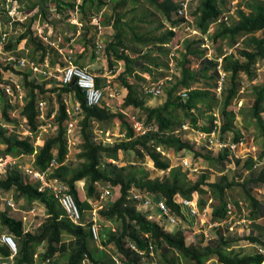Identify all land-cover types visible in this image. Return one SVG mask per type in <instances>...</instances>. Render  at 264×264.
<instances>
[{
  "label": "trees",
  "instance_id": "trees-1",
  "mask_svg": "<svg viewBox=\"0 0 264 264\" xmlns=\"http://www.w3.org/2000/svg\"><path fill=\"white\" fill-rule=\"evenodd\" d=\"M6 1V0H5ZM17 5L19 0H13ZM39 0L38 7L46 15V8L50 5L56 7V13H65L68 10L78 9L83 19L101 13L109 4V0ZM113 16L108 19V25L116 29L113 39L106 45L105 53L117 60H123L126 63L125 75L133 73L134 61L121 52V49H127L124 34L122 32V20L124 15L122 10L129 3H136L138 0H113ZM150 7L159 12L162 17L170 23L171 29L162 36H142L133 31V38L144 46L151 45L157 51H163L166 47L172 48L179 44V34L182 25L186 23L184 17L178 16L182 0H143ZM226 0H195L190 5L188 16L193 22V26L202 36H206L212 25H216V31L211 34L209 41L211 47L215 44H226L229 50L239 49L241 38L252 36L247 41L237 56L235 53L228 54L215 51L212 53L214 59L206 60L204 68L197 71L196 75L190 68L191 57L196 59L208 57L209 49L204 48V38L188 40L185 45V54L182 56V63L177 67L179 71L170 82L164 103L156 108L145 106L143 92H140L133 84L124 81L128 90L123 107H133L140 109L145 115L139 120L143 121L147 127H152L143 136H137L134 129L126 121L121 113H112L103 103L101 106L88 107L86 96L82 90L72 82L63 85L60 89H46L40 82H35L31 73H21L23 82L21 83L23 91L26 93L24 106L21 107V124L25 120L21 137L10 134L1 123L4 120L7 123L16 122L10 115V105L6 99L0 101V144L6 148L0 151V160L5 161L9 158H18L21 156H32L35 153V147L32 138L23 136V131H28L33 137H36L41 126L44 125L40 119L41 111L39 105L43 96L52 98L57 93L58 111L52 122L50 113L46 118L50 120L55 132L44 141H39V149L35 154L34 171L45 174L47 180H57L64 184L67 192L73 196L78 207L81 210V225L74 224L66 215L64 209L60 206L57 199L48 190H40V183L25 182L20 172L9 171L5 179H0V199H4V205L13 208L7 204L11 201L14 206L16 203L12 198H8L10 191L15 190L17 199H24L29 206L34 203L40 204L47 213L46 220L34 232H26L24 221L10 216L8 211L1 208L0 205V230H5L7 235L11 236L17 245V254L12 258L13 253L6 245L0 243V264L7 261L8 264H36L35 256L40 258V264H59L56 261V255L60 251L64 237L70 236L78 242L77 249L67 257L64 264H179V260L192 264H205L209 260L216 258L220 264H263L264 253L256 251L254 254L236 255L228 252L230 243L224 242L212 250H205L200 247L202 241H189V236L184 230L175 232L165 230V227L159 222L149 219L150 215L142 213V202L130 199V192L135 189L142 194H149L155 202L164 201L171 213L177 220L185 221L188 217L186 209L181 204L182 199H192L194 194H211L213 198L212 217L215 222L222 221L228 216L229 196L228 191L236 184L228 182L226 178L214 183H207V177L201 176L196 182H190L187 176L182 173L181 162L179 166L173 167L168 156L162 155L157 149L160 148L166 154L172 151L181 161L184 158H202L211 165L224 167L226 162L231 160V152L228 148L220 152H208L202 154L177 132L183 125H189L192 128L202 132H211L213 129V116L207 119L195 117V112L200 108L206 107L213 111L217 108L220 111L222 120V132L224 135L233 134L232 140L235 143L242 141L234 127L236 113L232 106L239 97L242 78L246 77L248 81H254L257 78L256 65L264 60V0H254L248 3V11L238 10L237 17L234 18L231 25L224 22L223 8ZM16 3V4H15ZM5 4V3H4ZM4 6V5H3ZM2 9L5 10L4 7ZM173 14L176 19L173 18ZM16 18L21 17V11H17ZM32 19H35L33 16ZM219 21L220 24H217ZM188 25H190L188 23ZM173 29L179 30L178 32ZM261 34L260 36H256ZM32 36L31 44L34 45L33 56L35 60L39 55V64L44 61V46L35 40L33 33L28 28L18 42ZM91 44V43H90ZM18 46V45H17ZM16 46H14L15 48ZM104 48V47H103ZM180 48V47H179ZM7 50L13 49V44H8ZM219 49V48H218ZM166 50V49H165ZM42 52L40 54L37 53ZM180 51V50H179ZM177 50V55H179ZM222 51V50H220ZM141 52V51H140ZM224 56L222 72L225 75V82L220 96L216 94V88L221 78L218 70L217 57ZM148 58V57H144ZM110 66L111 61H109ZM177 66V65H176ZM2 66L0 65V68ZM6 67L5 70H8ZM12 69V68H11ZM211 70V80L215 82L214 86L207 83L199 88L193 85L205 78V73ZM177 76V77H176ZM176 77V81H175ZM200 78V79H199ZM97 86L99 83L96 82ZM194 88V89H192ZM192 89V90H190ZM142 91V90H141ZM184 91L188 96L183 98ZM66 94V95H65ZM68 94H74L82 108V120L79 123L80 131L78 135L81 153L79 157L83 160L82 167L75 171L70 178L65 177L68 172V137L67 122L69 119L67 107L64 99ZM68 97V96H67ZM184 112L186 117H190V123L180 115ZM249 116L255 120L264 139V84L256 87L254 90V101L248 111ZM119 118L121 127L124 131L125 139L114 146H106L95 139L92 122L104 123ZM4 123V122H3ZM45 124V125H46ZM157 127V129H155ZM155 129V130H154ZM79 130V129H78ZM53 131V130H51ZM133 150L140 157L149 156L158 171L169 172L162 179L137 178L135 173L125 167H117L109 164L112 172L104 171L102 160L105 158L111 161L119 160L120 151ZM264 160L263 151L257 160L248 158L245 160L244 170L252 169L257 162ZM52 171L51 173H49ZM264 180V171L258 179ZM256 180L255 182H258ZM253 182V180H252ZM84 183V188H81ZM101 184H109L115 195L113 203L98 211V219L101 228L110 223L111 228L107 239L99 240L100 250H95L92 243L98 241L93 232V222L91 221L92 204L100 200L102 190ZM245 187V184L243 185ZM115 191V192H114ZM6 197V198H4ZM248 202L252 204V209L257 210L259 203L249 194H246ZM21 211V210H20ZM246 240L252 244H257L264 249V241L257 237H248ZM189 242V243H188ZM46 244L45 251L39 256L36 251L39 246ZM134 246V249H133ZM97 249V248H96ZM153 253V255H151ZM155 254L160 255V262L156 260ZM56 260V261H55Z\"/></svg>",
  "mask_w": 264,
  "mask_h": 264
},
{
  "label": "crops",
  "instance_id": "crops-1",
  "mask_svg": "<svg viewBox=\"0 0 264 264\" xmlns=\"http://www.w3.org/2000/svg\"><path fill=\"white\" fill-rule=\"evenodd\" d=\"M19 1V6L21 7V9H19V11H21V21H15L11 24L9 17L5 15L2 17L1 11L5 0H0V22L2 23V29L9 33L8 44H13V49L9 50V52L19 59L33 61L30 58L33 56V49L35 48L30 42L32 36L28 35L26 39L18 42L21 35H23L28 28L31 29L35 40L40 42L45 48L43 63L39 64V62L36 63L33 61L38 66L40 71L33 72L30 67H27L22 70V72L31 73V79L35 82H40L46 89H60L63 86L61 83L62 70L67 66V62L70 61L74 65L87 69L96 77V82H98L100 86L99 88L103 89L105 92L103 103L110 110V112L121 113L129 125H132L129 117L132 118L134 116L138 120L140 117L144 118L143 115L145 114L140 109L123 107L125 98L128 95V90L124 85V81L133 84L134 87L140 92H143L142 94L144 95L145 87L158 84L159 81H165V79L170 75V56L167 57V59L162 58V56L156 57V49L153 48V50H146L136 57H130L134 61L133 73L131 75H125V61L117 60L114 57L108 56L105 52H101L104 48H102L100 52L97 51L98 43H101L102 45L105 43L104 40H101L100 35L107 33V30L110 29L111 26L108 25V19L104 17V10L97 15L87 17V21H85L83 16L79 11L77 12L76 9L65 11L63 14L56 13V7L51 4L50 7H45L46 15H44L38 7L39 0L34 2L30 0ZM77 3L81 4L82 0H78ZM33 16H35V19H32ZM14 46L16 47L14 48ZM147 52L152 53V56L154 57H150L152 58L150 60L144 58ZM37 53L40 54L42 52L37 51ZM154 58H156V60H162V63L163 60L166 59L165 62L168 64V68L164 67L162 64L154 66L152 62L155 60ZM36 59L39 60V55H37ZM208 59L210 58L200 57L195 59L194 62L198 64L197 71L204 68V64ZM109 61H111L112 66H110ZM176 71H179V69L176 68ZM19 72L21 73V71ZM8 75L18 80L20 84L23 82L22 76L14 70ZM56 96L57 93L52 95L55 106L50 114L51 120L58 111ZM67 96L71 107L75 106V102L78 101L75 100L74 94H68ZM148 98H150V101L146 102L143 97L145 106L156 108L153 107L154 103L156 104L155 101L159 100V104H163L166 99V95L161 98H154L148 95ZM41 103H45V110L47 111L48 103ZM43 115L44 118H46L45 112H43ZM92 127L94 128L95 139L97 141L98 133L110 134L111 132L117 130L119 131L121 121L119 118L106 121L104 123L94 120L92 122ZM78 129L80 131V127ZM184 134L190 138L193 136V141L188 139V137L187 140L191 141V144H193L196 148H204V141L202 139L197 140V135L192 130L185 132ZM77 136L79 138L78 132L76 134V137ZM121 136H124V132L121 133ZM76 137L74 143H69V146L75 144V141L77 140ZM227 137L230 136L228 135ZM246 144L247 143L245 141V145ZM245 145L237 152V156L234 157L231 152V160H229V162L227 161L224 167L210 165V170L215 173V176L219 178L218 180L215 179V176H206L207 183H214L222 178H226L228 182L236 184L228 191L229 211L227 218L222 221L215 222L212 217L213 198H211V194H205L206 196L204 198L200 194H194L195 200H198L199 210L201 212L207 210V215L205 217L202 215L198 217H191L188 215L185 221L188 223L187 227L181 225L182 227L178 228L179 230H184V232L187 228L188 230L194 228L195 231L193 234H190L193 236L189 237V241L193 242L194 239L196 241V237H194V235L196 233L200 234L202 238L201 240H205V243H201L200 247L205 250H212L218 247L220 243L227 242L230 243L227 249L228 252L239 250L240 253V251H245L243 255L254 254L256 251L264 253V249L259 245L252 244L250 241L246 240L248 237H257L264 241V180H258L264 171V160L257 162L252 169L244 170L245 160L250 157L257 160L262 154L263 148L258 149L256 148L258 146H256L254 147V152H252L250 149H247V146ZM5 148L6 147L4 145L0 144V151L4 152ZM204 151L208 153V150L205 148ZM169 154H173L175 157L172 151H169L166 154L168 158ZM198 159L202 160V158ZM7 161H9V159L5 160L6 163ZM177 166H179V164H176L173 167ZM231 172L233 173V177L228 175V173ZM256 180H258V182H255ZM244 184L245 187H243ZM81 188H84V183H81ZM246 194H249L259 203L257 210L253 211V205L248 202L245 197ZM34 205H39L41 207L40 210L45 211L40 204L34 203ZM36 211L37 209L34 206H29L28 204L24 205L23 210H21V213L24 214L22 217L24 224L32 219L31 216L33 217V214L36 213ZM47 217L48 216H46V218ZM153 220L155 219L153 218ZM42 223H40L35 229H37ZM177 226L178 225H176V227ZM35 229H33L32 232H34ZM165 230H167V228H165ZM77 246L78 242L74 238L63 240L60 245V251L55 258H64V261L66 262L67 257L77 249ZM234 252L237 253L238 251Z\"/></svg>",
  "mask_w": 264,
  "mask_h": 264
},
{
  "label": "rangeland",
  "instance_id": "rangeland-1",
  "mask_svg": "<svg viewBox=\"0 0 264 264\" xmlns=\"http://www.w3.org/2000/svg\"><path fill=\"white\" fill-rule=\"evenodd\" d=\"M32 2L36 1V0H30ZM198 1V0H197ZM254 0H226L225 5L223 6L224 9H226V11L224 12V16L225 18V24L226 25H231V23L233 22L234 18L237 17V13L238 10H245L248 11V3L252 2ZM115 5V2L113 0H109V4L108 6L104 9V17H106L107 19H109L110 17L113 16V7ZM122 14L124 15V19L122 20V32L124 34V39L126 41V44L129 46L127 49H121V52L124 54V56L127 57H136L139 54H141L142 52L146 51V50H153V48L151 47V45L149 46H144L140 43H138L134 38H133V31H135L137 34L142 35V36H152V37H158V36H162L163 34H165L168 31V27H170V23L167 22L162 15L157 12L154 8L150 7L147 3H145L143 0H138L136 3H129L123 10H122ZM173 18L176 19V16L173 14ZM216 29V27L213 28V31ZM216 31V30H215ZM116 33V29L113 26H110V29L107 30V33L101 34V40H104V49L101 52H105L106 49V45L113 39L114 35ZM177 34H179V55L176 54L175 58H174V62L173 64L175 65V68L179 67V65L182 63L183 60V55L185 54V45L186 42H188V40H192V39H197L199 36H189V32L187 31H183L181 30L180 32H178ZM261 34H257L256 36H260ZM211 34L208 35L207 37L210 38ZM252 38V36H247V37H243L241 38V45H239V49H234V50H229L226 46V44H215L212 49L211 52L213 53L215 51L216 54L219 53H224V54H228L230 52L235 53L237 56L239 55V51L241 50V48L243 47V45L249 41ZM175 46H177L175 44ZM174 47V46H173ZM170 48V47H166L163 51H156L157 55H155L156 57L162 56V58H166L169 57V55L171 54L172 50L174 48ZM219 48V49H218ZM222 50V51H220ZM141 51V52H140ZM214 54V53H213ZM212 54V55H213ZM146 57H148L147 59H152L150 57H154L152 56V53L147 52ZM38 59V58H37ZM35 59L33 61H35L36 63H38V60ZM155 60L152 61L154 66H159V65H164V67L168 68V64L165 62V60H156V58H154ZM195 59L191 57L190 59V68L191 71H193L196 75L197 73V63L194 62ZM1 65V64H0ZM177 65V66H176ZM4 69L6 67H4V65H1ZM14 71H17L16 69L12 68ZM200 69V68H199ZM256 75L257 78L254 81H248V79L246 77L242 78V84H241V90L239 93V97L238 99H236L233 103L232 109L233 111H235L236 113V119L234 122V127H235V131L242 136V138H244V140L246 141V145L247 149H250L252 152H254L256 146V148H263V144H264V139L261 137L260 135V131L257 127V124L255 122L254 119H252L249 116V109L252 107L253 105V101H254V90L256 87H260L261 85L264 84V60L259 61V63L256 65ZM19 73V71H18ZM205 78H203V76H201V80L198 83H195L193 85L194 88H199L202 85H204L205 83L214 86L215 82L211 80V70L207 71L205 74ZM177 77V76H176ZM176 77H175V81H176ZM199 78V79H200ZM173 82V81H170ZM166 85L164 92H167V88H169V84ZM143 97L145 98L146 102L150 101V98H148V95L144 94ZM43 100H46V102L48 103V110L44 111L45 114L50 113L53 111L55 104L53 103V98H49L47 95H44ZM155 100V99H153ZM156 104L154 103L153 107H159L162 104H159V100L155 101ZM217 109V108H216ZM213 109L209 110L206 107H202L200 108V111H196L195 112V117H198L200 119V123L201 119H207L210 115H212ZM180 115L183 118H187L186 122L190 123V117H186L184 112H180ZM264 117V114H263ZM46 121H43L44 124H46V122L50 123V120L45 118ZM53 120V118H52ZM51 120V122H52ZM5 123V124H9L5 122L4 120H1V123ZM19 131H21V127L19 129ZM55 132V128L53 131H49L48 133L44 130H40L39 134L34 137L32 139L34 146L36 145L35 142H39V141H44L46 140L48 137L52 136L53 133ZM124 132L122 130V127H120V130L118 131H114L111 132L110 134H99L97 136V142L102 143L103 145L106 146H114L118 143H120L121 141H123L125 139V135L121 136V133ZM18 134L20 135L21 133L18 132ZM16 134V136L18 135ZM179 134L184 136L183 132H180ZM18 135V136H19ZM230 136V138L233 137V134L230 133L228 134ZM227 135V136H228ZM192 136V135H191ZM191 139V141L194 140L193 136L190 138L189 136H186L185 139L187 140ZM76 141L75 144L73 145H68V160H67V165H68V172L66 173L67 178H70L73 173L75 171H77L78 169H80L82 167L83 164V160L79 157V154L81 153L80 150V144H77L80 142V139H78V136L76 137ZM189 141V140H188ZM191 141H189L190 143H192ZM39 149V146H37V150ZM198 151H200L202 154L206 153V151H204V148H196ZM169 159L172 165H178L181 161H179V159H177V157L173 156V154H169ZM34 162H35V156H21L18 158H9V161H7V163L5 161H0V179H5L7 176V173L9 171H17L20 172L23 176V179L25 182H32V183H40L41 187H45V183L41 182L40 180H37L36 178H34V175H31L30 173H28V170H34ZM115 163V164H112ZM188 163L189 166H181V170L182 173L185 174L187 176L188 181L190 182H196L201 176H215V173H213L210 168H211V164L208 163L206 160L202 159H198V158H190L188 159ZM112 164V165H116L117 167L121 168V167H125L128 168L129 171H132L133 173H135L137 178H150V179H156V178H160L162 179L163 177L167 176L169 174V172H161L158 171L155 166L154 163L152 162V160L150 159L149 156H145V157H140L138 156L135 151L133 150H129V151H120L119 152V160L116 162L111 161V160H107V159H103L102 160V166L101 168L104 171H107L109 173L112 172V168L109 167L108 165ZM52 171H50L49 173H51ZM228 175H231L233 177V173H228ZM215 179H219L215 176ZM48 181H53V183H55V180H48ZM59 182V181H58ZM81 185V184H80ZM109 184H101L99 187L101 188V190L103 191L102 193H104V191L108 188ZM50 191V190H49ZM115 192V191H114ZM117 193V190H116ZM116 193H113L109 196V197H104L102 200H98L96 202H92V207H97L98 209H100V205H101V209H104L105 207H107L108 204H111L114 202L115 200V195ZM10 195L8 196V198H12L14 200V202L16 203V206H14L13 208H8L4 205V199H0V205L1 208H5L10 216H13L15 218L21 219L23 217V213H21L20 210H23L24 205L27 204L25 200L23 199H17V193L15 190L10 191L9 193ZM206 195H202V197L204 198ZM6 198V197H4ZM152 201H154V199L152 198ZM155 202V201H154ZM34 207L37 209L36 213H34L33 217L31 216L30 221L25 223V230L26 232H32L33 229H35L40 223H42L43 221L46 220V216L47 213L46 211L40 210L41 207L38 205H34ZM151 213L152 217L155 218L154 221L159 220L160 224L163 225L165 228H167V231L169 232H175L177 230H179V227H182L181 225L187 227L188 223H186L185 221L182 220V222L180 221L179 225L176 227V225H171L169 223H166L165 220H163L164 218H160L159 215L160 213L157 211V209L154 206H149L148 209H143L142 213ZM186 224V225H185ZM111 228V224L108 223L106 224L102 229H100L99 231V240H100V236H101V240H105L107 239V235L108 232L110 231ZM194 228L191 230L185 229V233H187V235L193 234L194 232ZM98 233V231H97ZM7 235V232L5 230H0V236L1 235ZM194 237H196V241H202L201 243H205V240H201V235L200 234H195ZM72 237L70 236H66L64 237L65 239H70ZM199 239V240H198ZM205 239V238H204ZM99 240L98 243H92V247L95 250H98L100 248L99 246ZM203 243V244H204ZM45 247L46 244H42L41 246L38 247L36 254L39 256L40 254H42L45 251ZM97 248V249H96ZM101 249V248H100ZM99 249V250H100ZM245 250V249H243ZM234 251H238L237 253H235ZM231 253L232 254H236V255H243L245 251H240L239 250H234ZM156 260H158L159 263H161L160 260V255L159 254H155ZM35 261L36 264H40V258L35 256ZM57 260V261H56ZM55 261L59 264H64V258L63 259H56ZM117 264H119L116 261ZM43 264V263H42ZM179 264H192L186 261H181V259L179 260ZM205 264H220L218 262V260L216 258L209 260L207 263Z\"/></svg>",
  "mask_w": 264,
  "mask_h": 264
},
{
  "label": "built area",
  "instance_id": "built-area-1",
  "mask_svg": "<svg viewBox=\"0 0 264 264\" xmlns=\"http://www.w3.org/2000/svg\"><path fill=\"white\" fill-rule=\"evenodd\" d=\"M195 0H182L181 2V8L178 11V16L184 17L186 19V23L182 25V30L189 32V36H199L201 38H204L205 45L204 48L209 49L208 57L210 59H214L212 57V45L209 41V38L207 37L210 34H213L215 30L213 31V28L216 27V25H212L209 29V32L206 36H202L200 32L196 30V28L193 26V22L190 20L188 16V11L190 10V5ZM13 0H6L4 4V9H2L1 14L2 17L7 16L10 18V23L12 24L15 21H21V17L16 18L15 14L19 10L17 5L13 4ZM16 4V3H15ZM76 11L78 12V9L76 8ZM221 21H219L217 24H220ZM113 21L111 22V25H113ZM188 23L190 25H188ZM171 29V27H168ZM173 31L178 32L179 30L173 29ZM8 39H9V33L2 29V23L0 22V64L4 65V67H9L8 70H5L3 67L0 68V101L3 99V97L6 99V102L10 105V115L13 119L16 120L14 123L5 124L2 123V126L10 132V134H18L20 127L24 128V124L26 123L25 120L22 121L21 124V107L24 106V99L26 97L25 93L21 89V84L18 80H16L14 77L8 75L10 72H13L14 68L17 71H21V69H26L27 67H30L33 72H39L38 66L30 60L25 59H19L15 56H13L9 50L6 49L8 45ZM103 48V45L101 43H98L97 45V51L100 52V50ZM174 49L172 50L171 54L169 55L171 58V62L169 64V76L165 79V81H159L158 84L150 85L148 87L144 88V93L146 95H150L154 98H161L165 97V87L168 82L173 81V77L176 75V68L173 64L174 58L176 56V52L179 49V45L174 46ZM218 61V70L220 72L221 78L218 82V86L216 88V94L218 96L221 95L222 89H223V83L225 82V75L222 72V65L224 63V56L217 57L215 59ZM76 83V85L82 90V92L86 96V103L88 107H97L101 106L104 102L105 98V92L103 89L99 88L96 84V77L87 69L81 68L77 65H74L72 62L68 61L67 66L62 70V76H61V83L62 85H68L70 83ZM194 89V88H192ZM190 89V90H192ZM183 98H186L188 96V92L184 91L182 94ZM64 103L67 107V113L69 116L68 122H67V137H68V143L72 144L74 143L75 137L77 132L79 131V123L81 122L83 116H82V108L79 102H75V106L71 107L69 98L67 97L64 99ZM41 115L40 119L45 120L43 112L45 110V103H40L39 105ZM212 116L214 118L213 120V129L211 132H202L200 130H197L195 128H192L189 125H183L181 129L177 132L178 134L180 132H188L192 130L197 135V140L202 139L204 142L203 147L208 150V152H220L226 148L232 152L233 156H237V152L240 151L244 145L245 141L244 138L241 142L235 143L233 142L232 138L227 137V135H224L222 132V120L219 109H215L212 112ZM130 121L132 122V128L134 129L137 136H143L148 131L152 129V127H147L143 121L138 120L134 116L130 118ZM132 119V120H131ZM41 130L46 131L47 133L51 130H54L52 128L51 124H44L41 127ZM157 129V127H155ZM154 129V130H155ZM19 135V134H18ZM17 135V136H18ZM23 136L31 137L33 138L32 134L28 131H23ZM21 137V134L19 135ZM184 134V138H185ZM196 140V141H197ZM35 154L37 153V146L39 142H35ZM158 152L162 153V155L167 156L166 152H163L160 148L157 149ZM240 153V152H239ZM189 166L188 158H184L181 160V166ZM28 173L31 175H34V178L37 180H40L41 182L45 183V187H40V190H50L49 192L53 194V196L57 199L60 206L64 209L66 212L67 217L76 225H81V210L78 207L75 199L71 194H69L64 186L63 183L60 181L58 182L55 180V183L53 181H48L46 179L45 174L38 173L34 170H28ZM112 194V187L108 186V188L102 193L100 199L102 200L104 197H109ZM130 199L138 202H142L143 205L141 209H148L149 206H154L157 211L160 213L159 217L166 221V223H169L171 225H179L180 221L176 219V217L171 213L170 209L166 205L164 201H158L154 202L152 201V197L149 194H142L138 192L137 190L133 189L130 192ZM183 207L186 209L187 213L191 217H198L203 216L205 217L207 215V210H204L201 212L198 208V200H195V196L193 195L192 199H182L180 200ZM92 203V202H91ZM7 204L14 207L13 203L11 201H7ZM98 209L97 207H94L92 209L91 213V221L93 222V232L96 240H99V231L101 228V225L99 224L98 219V211L101 210V205ZM150 217L149 219L153 220L152 214L149 213ZM26 219V218H24ZM155 219V218H154ZM98 231V233H97ZM0 243L6 245L9 247V249L12 251L13 256L12 258L17 254V246L14 241V239L9 235H1L0 236ZM134 249V246H133ZM153 255V253L151 254ZM1 264H8L7 261L2 262ZM264 264V263H263Z\"/></svg>",
  "mask_w": 264,
  "mask_h": 264
},
{
  "label": "clouds",
  "instance_id": "clouds-1",
  "mask_svg": "<svg viewBox=\"0 0 264 264\" xmlns=\"http://www.w3.org/2000/svg\"><path fill=\"white\" fill-rule=\"evenodd\" d=\"M17 246V245H16ZM17 251H18V249H17Z\"/></svg>",
  "mask_w": 264,
  "mask_h": 264
}]
</instances>
